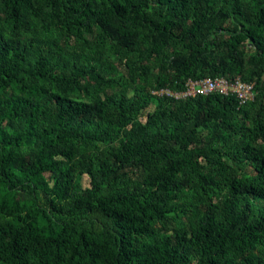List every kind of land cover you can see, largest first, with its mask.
Instances as JSON below:
<instances>
[{"label": "trees", "instance_id": "trees-1", "mask_svg": "<svg viewBox=\"0 0 264 264\" xmlns=\"http://www.w3.org/2000/svg\"><path fill=\"white\" fill-rule=\"evenodd\" d=\"M0 264H264V0H0Z\"/></svg>", "mask_w": 264, "mask_h": 264}, {"label": "built area", "instance_id": "built-area-1", "mask_svg": "<svg viewBox=\"0 0 264 264\" xmlns=\"http://www.w3.org/2000/svg\"><path fill=\"white\" fill-rule=\"evenodd\" d=\"M154 93L175 98H186L198 94L221 93L235 95L240 104H245L254 98L255 88L253 82L243 81L239 77L229 79L224 76H216L197 79L189 78L182 90L175 91L171 88L163 87L154 90Z\"/></svg>", "mask_w": 264, "mask_h": 264}, {"label": "rangeland", "instance_id": "rangeland-1", "mask_svg": "<svg viewBox=\"0 0 264 264\" xmlns=\"http://www.w3.org/2000/svg\"><path fill=\"white\" fill-rule=\"evenodd\" d=\"M144 118H145V115H144Z\"/></svg>", "mask_w": 264, "mask_h": 264}]
</instances>
